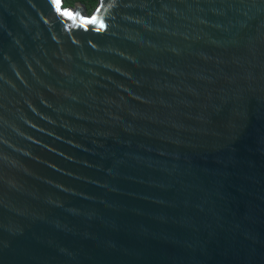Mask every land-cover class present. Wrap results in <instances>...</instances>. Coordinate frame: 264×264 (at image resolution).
Masks as SVG:
<instances>
[{
    "label": "water",
    "instance_id": "1",
    "mask_svg": "<svg viewBox=\"0 0 264 264\" xmlns=\"http://www.w3.org/2000/svg\"><path fill=\"white\" fill-rule=\"evenodd\" d=\"M0 264H264V0H0Z\"/></svg>",
    "mask_w": 264,
    "mask_h": 264
},
{
    "label": "trees",
    "instance_id": "2",
    "mask_svg": "<svg viewBox=\"0 0 264 264\" xmlns=\"http://www.w3.org/2000/svg\"><path fill=\"white\" fill-rule=\"evenodd\" d=\"M98 0H63L64 7H73L76 3L84 5L87 13L92 12L96 7Z\"/></svg>",
    "mask_w": 264,
    "mask_h": 264
},
{
    "label": "rangeland",
    "instance_id": "3",
    "mask_svg": "<svg viewBox=\"0 0 264 264\" xmlns=\"http://www.w3.org/2000/svg\"><path fill=\"white\" fill-rule=\"evenodd\" d=\"M87 12V11H86Z\"/></svg>",
    "mask_w": 264,
    "mask_h": 264
}]
</instances>
